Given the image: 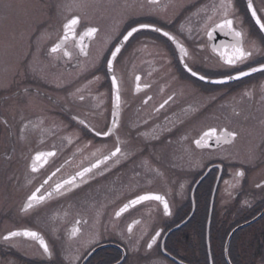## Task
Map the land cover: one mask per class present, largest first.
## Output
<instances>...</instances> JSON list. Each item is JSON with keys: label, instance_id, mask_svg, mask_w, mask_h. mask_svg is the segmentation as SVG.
Here are the masks:
<instances>
[{"label": "flooded vegetation", "instance_id": "af4514ba", "mask_svg": "<svg viewBox=\"0 0 264 264\" xmlns=\"http://www.w3.org/2000/svg\"><path fill=\"white\" fill-rule=\"evenodd\" d=\"M231 4L225 17L221 0H195V26L129 13L96 63L89 60L99 26L83 23L81 16L73 37L68 33L65 39L61 26L49 45L60 40L57 52L48 46L33 72L13 75L14 88L0 90V264L8 257L9 264H79L93 249L85 264L116 255L108 264H264V70L226 79L264 64V30L247 0ZM253 7L264 23V0H253ZM226 18L253 52L243 63L227 65L220 55L223 45L234 43L227 29L216 27ZM140 23L169 32L178 46L160 32L138 30L114 59L110 75L111 51ZM89 27L98 30L85 55L79 39ZM85 88L91 92L84 94ZM28 89L33 114L8 120L2 104ZM254 125L259 131L250 147L248 128ZM212 128L236 136L227 143L213 137L198 147L195 141ZM39 153L45 155L37 159ZM86 168L91 171L78 175ZM8 186L15 192L7 195ZM33 194L43 199L25 208ZM141 195L163 196L171 214L155 199L129 203ZM16 230L41 233L52 255L35 239H5Z\"/></svg>", "mask_w": 264, "mask_h": 264}, {"label": "rangeland", "instance_id": "374dc122", "mask_svg": "<svg viewBox=\"0 0 264 264\" xmlns=\"http://www.w3.org/2000/svg\"><path fill=\"white\" fill-rule=\"evenodd\" d=\"M193 4L195 0H161L159 4L149 3L148 0H0V90L14 88L16 83L13 82V75H17L18 72L23 73L25 70L33 72L38 58L48 53V46L60 34L63 21L73 13H79L83 23H94L99 26L89 60L96 63L105 46L122 28L123 21L129 13H150L159 15L165 22L184 20L195 26ZM189 10H192V13H188ZM205 11L207 15H211L208 9ZM125 30L123 29L121 33L123 34ZM38 70L41 71V75L47 73L46 67ZM60 74L63 73L59 72V76ZM55 76L53 74L51 78L55 80ZM29 90L21 94L20 99L2 104L6 106L2 108V112L8 120L13 117L12 115L33 114V92ZM79 92L82 94L83 90ZM85 92L89 93L91 90L87 91L85 88L84 94ZM37 112L39 113L37 115L41 116L42 110L38 109ZM257 126L248 128L250 135L249 141L246 142L247 146L253 147L256 143L259 131ZM261 127L264 129V122ZM13 192L15 189L6 187L7 195ZM8 258L2 264H9L11 258Z\"/></svg>", "mask_w": 264, "mask_h": 264}, {"label": "snow or ice", "instance_id": "6c2138e0", "mask_svg": "<svg viewBox=\"0 0 264 264\" xmlns=\"http://www.w3.org/2000/svg\"><path fill=\"white\" fill-rule=\"evenodd\" d=\"M151 2L152 3H158V0H151ZM220 7L222 9H224L223 15L225 17H227L228 16V11L232 7L231 0H221ZM247 7H248V9L251 10V15L256 18V23L259 24L260 29L261 30H264V23H261V19L257 15V9L255 7H253V0H247ZM260 11H264V9H260ZM209 19H211V17H209ZM77 23H78V18H72V19H70L64 25V29H65V33H66L65 39L67 38V34L70 33V32L73 35H75L74 28H75V25H77ZM139 27L140 28H150V27H153V26L152 25H149V24H141ZM216 27L217 28H220L221 30L227 29L228 32L233 37L234 43H232L230 45H223L222 47L225 50L220 53L221 57L224 59V62L227 65H235L238 62L243 63L245 60H247V59H249V58L252 57L253 52L250 51V50H246L243 47V39H244V35L245 34L242 33L241 31L236 30L233 27V20L232 19H227L226 18L222 22L218 23L216 25ZM154 30L157 31V32H160L161 31L160 28H155ZM137 31H138V29L135 28V27H133L131 29V31H129L127 33V35L124 36V40L127 41ZM96 32H97V29L96 28L89 27V28H87L81 34L79 47H80V51L82 53H84L85 55H87V52H86L85 47H84V45L82 43L83 42V38L85 36L92 37ZM207 34L210 37L212 35L211 32H208ZM163 35L166 36V37H169L170 39H174L173 37H170V35H169L168 32H164ZM252 47L254 49L255 48V44H253ZM60 48H61V44L60 43H57L55 46L52 47L51 51L53 53H55ZM214 48H215V46H214ZM229 48L231 49V52L230 53L228 51ZM120 50H121V48L119 46H117L116 49H115V51H113L111 53L113 59L116 58V56L120 52ZM181 51H183L184 54L187 55V51L183 48V46H181ZM64 54L65 55H70V53H68L67 51H65ZM113 59H109L107 61V66H108L109 71H111V69H112ZM185 67H188V66L185 65ZM261 70H264V64H260V66L258 68H255V67L254 68H251L249 71H241V72L238 73V75L236 77L229 76V77H226V79H238L239 77L247 76V75H250V73L258 72V71H261ZM188 71L192 72V75H197V73L193 72L191 68H188ZM137 79H139V77H137ZM200 79L203 80V79H205V77L204 76H200ZM215 82L216 83H223L224 81L221 80V81H215ZM112 84L114 86L116 85V78H115V76L112 77ZM80 99H83V96H81ZM116 100H117V103H119V95L118 94L116 96ZM161 107H163V105ZM97 135H99V133H97ZM235 136H236V133L235 132H230L227 129H224L219 134H217L216 129L215 128H212L209 131L204 132L200 136V138L195 141V143H196V145L198 147L199 146H204V145L207 144L208 140L210 138H213V137L215 138V140H216L217 143H220L221 140H223L225 143H227V142H229V138H234ZM119 151H120V148L117 147L116 148V152H119ZM116 152L112 153V155H115ZM43 155H45V154L39 153V154H37V157L36 158L39 159ZM47 155H54V153H48ZM104 159L107 160V159H109V157H105ZM99 163H100V161H97V164H99ZM95 166L96 165H93V167H95ZM90 171H91L90 168H86V169L83 170V172L78 173V175L83 176L84 175V172H90ZM236 175L242 177L244 175V172L243 171H238L236 173ZM72 179L74 180L75 177H73ZM71 182L72 181H66L65 183H71ZM60 187H61V185L58 184L57 185V189H59ZM258 187H259V185H258ZM34 199H41L42 200L43 197L37 198L35 196V194H33V196L29 198V200H34ZM148 199H155V200H158V201H162L163 202V205H164V213L166 215L171 214L170 213V209H169V205H168L167 201H165L164 200V197L163 196H160V195H154V196H152V195H141V196H138L135 200L130 201L129 203L134 205V204H137V203H139L141 201L148 200ZM31 206L32 205L29 203L26 207H29L30 208ZM128 207H129L128 204L124 205V207L120 209V212H117V215L119 216L121 214V212L126 211ZM78 231H79V229H74L73 230V235H75L76 232H78ZM21 235H23L25 237H31V238H33L35 240H38L39 241V244L43 248V252L45 254L49 255V256L52 255V253L49 250L48 244L45 242L44 238L42 236H40L37 232L30 231V230H24L22 232H20V231H13V232H10L8 234V236L5 237V239H8L9 237H15V236H21ZM149 247H151V244L149 245Z\"/></svg>", "mask_w": 264, "mask_h": 264}, {"label": "water", "instance_id": "95a60500", "mask_svg": "<svg viewBox=\"0 0 264 264\" xmlns=\"http://www.w3.org/2000/svg\"><path fill=\"white\" fill-rule=\"evenodd\" d=\"M148 1H150L151 2V0H148ZM159 1V0H158ZM250 12H251V10H250ZM72 18H78V23H77V25H75V28H74V32L76 31V29L78 28V26H79V23H80V16L79 15H77V14H75V15H72L66 22H65V24L70 20V19H72ZM255 20H256V18L255 17H253ZM64 24V25H65ZM141 24H139V25H136V26H134L135 28H137L138 30L139 29H155V28H158V27H156V26H153V27H150V28H140L139 26H140ZM93 28H96V27H93ZM133 28V27H132ZM132 28H130L125 34H124V36L125 35H127V33L129 32V31H131V29ZM97 29V28H96ZM164 32H166L165 30H163V29H161V31H160V33H164ZM71 33V32H70ZM63 34H66L65 33V29H64V26H63ZM96 34V33H95ZM95 34L92 36V37H87V36H85L84 37V39H83V42H84V47L86 48V49H88V46H89V42H90V40L95 36ZM169 35H170V37H173L174 39H170L169 37V39L174 43V44H178V42H177V40L175 39V37L173 36V35H171L170 33H169ZM74 35L71 33V36L70 37H73ZM124 36L121 38V40L118 42V44L115 46V48L113 49V51H115V49H116V47L117 46H119L120 48L125 44V40H124ZM80 40V39H79ZM60 43V42H59ZM53 47V46H52ZM52 47L50 48V49H52ZM112 51V52H113ZM118 55V54H117ZM109 59H113L112 58V55H110V57H109ZM113 62H114V59H113ZM113 66V65H112ZM258 68V67H257ZM109 70V69H108ZM110 72V75L112 74V69H111V71H109ZM192 73V72H191ZM251 74V73H250ZM242 77H244V76H242ZM239 78H241V77H239ZM231 81H233V80H236V79H230ZM199 182H197L196 184H195V186L198 184ZM31 204V205H33V200H29L28 202H27V204H26V206L28 205V204ZM25 206V208H27ZM25 208H23V209H25ZM257 217V216H256ZM256 217L255 218H253V220H255L256 219ZM252 220V221H253ZM248 223H250V222H247V223H245V224H243V225H246V224H248ZM243 225H241V226H243ZM240 227V226H239ZM176 229V228H175ZM22 231H24V230H21L20 232H22ZM39 234V233H38ZM40 236H42L41 234H39ZM26 238H29V239H33V238H31V237H26ZM38 241V240H37ZM38 243H39V241H38ZM41 246V245H40ZM93 251L94 250H92L91 252H89L88 254H87V256L82 260V262L80 263V264H84L85 262H86V260L90 257V255L93 253ZM167 255H169L171 258H174L173 256H171L170 254H168V253H166ZM175 259V258H174ZM175 260H177V259H175ZM119 262L120 261H118V262H115L114 264H119Z\"/></svg>", "mask_w": 264, "mask_h": 264}, {"label": "trees", "instance_id": "16d2710c", "mask_svg": "<svg viewBox=\"0 0 264 264\" xmlns=\"http://www.w3.org/2000/svg\"><path fill=\"white\" fill-rule=\"evenodd\" d=\"M129 24V23H128ZM118 254V253H117ZM118 256L116 255V257H114L113 259H111L110 261H113L114 259H116ZM92 261V260H91ZM91 261H89L86 264H92ZM110 261H106L105 259H101V263L100 264H108Z\"/></svg>", "mask_w": 264, "mask_h": 264}]
</instances>
